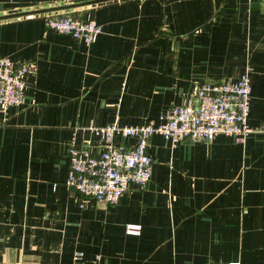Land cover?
Here are the masks:
<instances>
[{
    "label": "crops",
    "instance_id": "1",
    "mask_svg": "<svg viewBox=\"0 0 264 264\" xmlns=\"http://www.w3.org/2000/svg\"><path fill=\"white\" fill-rule=\"evenodd\" d=\"M54 13L102 32L59 34ZM0 55L34 65L23 101L0 108V264H264V129L176 144L155 132L148 181L112 204L80 206L65 183L75 125L157 123L204 81L248 70L261 126L264 0H0Z\"/></svg>",
    "mask_w": 264,
    "mask_h": 264
},
{
    "label": "built area",
    "instance_id": "2",
    "mask_svg": "<svg viewBox=\"0 0 264 264\" xmlns=\"http://www.w3.org/2000/svg\"><path fill=\"white\" fill-rule=\"evenodd\" d=\"M47 28L70 35L90 45L102 32V26L89 15L78 18L71 14H49ZM34 70L28 61L15 65L0 55V108L20 104L24 99L25 77ZM251 82L248 70L236 80L204 81L196 86L192 97L163 109L159 122L120 124L116 121L98 125L90 121L75 125L67 142L69 157L65 183L82 197L112 204L129 189L130 183L144 186L151 175L152 155L147 152L149 137L160 133L176 144L182 139L209 140L219 133L245 142L248 134L264 129V123L253 127L248 123ZM90 132L100 140L98 147L88 137L78 133ZM120 137L121 139H118ZM132 137L133 142L125 139ZM140 225L127 223L126 231L138 233ZM77 256L81 252L76 253Z\"/></svg>",
    "mask_w": 264,
    "mask_h": 264
}]
</instances>
